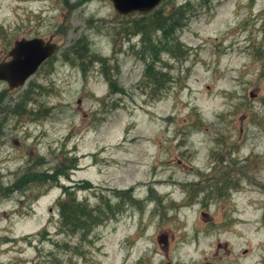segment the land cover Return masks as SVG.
<instances>
[{
	"label": "rangeland",
	"instance_id": "rangeland-1",
	"mask_svg": "<svg viewBox=\"0 0 264 264\" xmlns=\"http://www.w3.org/2000/svg\"><path fill=\"white\" fill-rule=\"evenodd\" d=\"M185 4L142 54L144 15L110 0H0V62L30 32L59 45L22 87L0 81V264H228L217 240L238 249L232 264H263L264 170L247 184L235 162L264 157V0H161L148 14ZM64 189L119 211L71 234Z\"/></svg>",
	"mask_w": 264,
	"mask_h": 264
},
{
	"label": "trees",
	"instance_id": "trees-1",
	"mask_svg": "<svg viewBox=\"0 0 264 264\" xmlns=\"http://www.w3.org/2000/svg\"><path fill=\"white\" fill-rule=\"evenodd\" d=\"M186 6L187 4L180 6L167 14H164V12H158L155 15H144L141 19V24L138 27V23L135 24L133 34H140L142 36V43L144 44L142 54H150L152 36L154 37L155 34L159 33L161 35L160 41L166 39L169 40L171 38L170 35L183 25V15H185L184 8ZM176 39H172L171 42H174ZM176 46H179L178 43ZM164 47L167 52L172 51V48ZM141 59L145 61L146 57L141 56ZM149 67L150 65L147 64L144 77L147 78L151 85L157 86V81L159 77L162 78V75L153 73ZM21 112L22 111L17 110L14 113L20 114ZM59 176H61L59 173L52 176L49 175V181H56V178H59ZM63 176L66 175L63 174ZM46 181L47 180H45L44 183H47ZM63 197V199L61 198L57 202L60 228L65 229L71 234H84L86 231L90 232L91 229L100 226L105 222H109L112 217H115L116 211H119H113L108 205L105 206L103 211L98 207L94 209L90 208L84 201H77L76 196L72 192H68L67 189H64ZM129 202L133 203L131 200H129Z\"/></svg>",
	"mask_w": 264,
	"mask_h": 264
},
{
	"label": "water",
	"instance_id": "water-1",
	"mask_svg": "<svg viewBox=\"0 0 264 264\" xmlns=\"http://www.w3.org/2000/svg\"><path fill=\"white\" fill-rule=\"evenodd\" d=\"M115 11L120 15L132 12L145 15L155 9L161 0H110ZM55 46L43 45L42 39L20 40L9 51L8 61L0 62V81L6 82L8 90L22 87L38 70L39 66L52 55ZM159 242L166 244L167 236L159 237ZM163 264H171L170 262Z\"/></svg>",
	"mask_w": 264,
	"mask_h": 264
},
{
	"label": "flooded vegetation",
	"instance_id": "flooded-vegetation-1",
	"mask_svg": "<svg viewBox=\"0 0 264 264\" xmlns=\"http://www.w3.org/2000/svg\"><path fill=\"white\" fill-rule=\"evenodd\" d=\"M32 32L29 33L27 39L22 38L21 40L25 39V40H32V39H42L43 40V45H51L53 44L55 46L54 52L52 53V55L50 57H48L40 66H42L45 63H49L54 61L55 59V54L57 53L58 49H59V45L55 42H53V39L55 38V35H50L48 38H43L42 36H40L38 33L34 32L33 34H31ZM15 43V42H14ZM75 48L72 49V53H75ZM9 52L7 53V58H5L3 61H8L10 59V57L8 56ZM1 61V62H3ZM39 66V68H40ZM38 68V69H39ZM8 91V89H7ZM241 144H244V142H241ZM235 166H237V169H235V172L241 176L244 181L247 184H256L255 180H253V176L259 174L261 171L264 170V157L257 155L256 153L252 152V153H248L245 154L244 157H240L237 158V161L235 162ZM234 187H237L234 186ZM209 202L204 201L203 202V209L208 208V206L210 204H208ZM252 204H255V202H251ZM201 215L203 216H207L204 213H201ZM216 230H219V228H217ZM216 253H222L223 255H227V256H231V258L228 260V264H232V260H233V255H237L238 253V249H234L233 245H231L228 241H220L217 240L216 241ZM249 252V250L247 248H244L243 250H241V254L243 255H247ZM215 256H217V254H214ZM223 259V257H222ZM222 259H219L217 261V264H223L221 262ZM262 262L264 264V257L262 259Z\"/></svg>",
	"mask_w": 264,
	"mask_h": 264
}]
</instances>
